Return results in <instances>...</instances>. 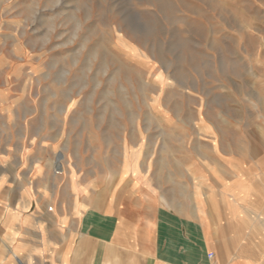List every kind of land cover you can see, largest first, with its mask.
<instances>
[{
    "label": "rangeland",
    "instance_id": "374dc122",
    "mask_svg": "<svg viewBox=\"0 0 264 264\" xmlns=\"http://www.w3.org/2000/svg\"><path fill=\"white\" fill-rule=\"evenodd\" d=\"M0 149L104 216L109 194L191 217L196 194H245L264 163V0H0Z\"/></svg>",
    "mask_w": 264,
    "mask_h": 264
},
{
    "label": "crops",
    "instance_id": "0c3cea01",
    "mask_svg": "<svg viewBox=\"0 0 264 264\" xmlns=\"http://www.w3.org/2000/svg\"><path fill=\"white\" fill-rule=\"evenodd\" d=\"M0 154V264H264L261 160L245 194H196L193 217L160 194H109L104 216L79 199L78 184L63 194V175L44 167L32 178L39 160L21 171L19 159ZM36 196L44 206L32 211Z\"/></svg>",
    "mask_w": 264,
    "mask_h": 264
},
{
    "label": "built area",
    "instance_id": "2783aa9c",
    "mask_svg": "<svg viewBox=\"0 0 264 264\" xmlns=\"http://www.w3.org/2000/svg\"><path fill=\"white\" fill-rule=\"evenodd\" d=\"M207 257H208L209 259H212V258L214 257V253H213V252H209V253L207 254Z\"/></svg>",
    "mask_w": 264,
    "mask_h": 264
},
{
    "label": "bare ground",
    "instance_id": "6f19581e",
    "mask_svg": "<svg viewBox=\"0 0 264 264\" xmlns=\"http://www.w3.org/2000/svg\"><path fill=\"white\" fill-rule=\"evenodd\" d=\"M49 204V203H48ZM46 205V204H45Z\"/></svg>",
    "mask_w": 264,
    "mask_h": 264
}]
</instances>
